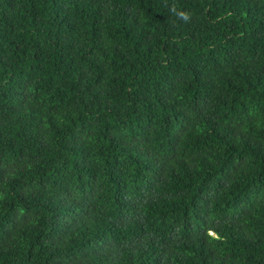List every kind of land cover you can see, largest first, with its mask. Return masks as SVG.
<instances>
[{"label":"trees","instance_id":"16d2710c","mask_svg":"<svg viewBox=\"0 0 264 264\" xmlns=\"http://www.w3.org/2000/svg\"><path fill=\"white\" fill-rule=\"evenodd\" d=\"M0 264H264V0H0Z\"/></svg>","mask_w":264,"mask_h":264}]
</instances>
